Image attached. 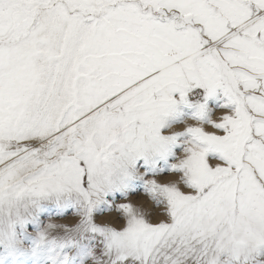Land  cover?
<instances>
[{
  "label": "snow or ice",
  "instance_id": "obj_1",
  "mask_svg": "<svg viewBox=\"0 0 264 264\" xmlns=\"http://www.w3.org/2000/svg\"><path fill=\"white\" fill-rule=\"evenodd\" d=\"M218 89L224 110L205 121ZM193 101L184 151L148 181L158 206L113 199L138 162L169 153L164 118ZM56 114L53 148L70 128L89 142L31 187L9 177L38 145L0 151V264H33L29 233L51 217L44 243L71 205L113 229L92 228L86 264H264V0H0V122L32 137ZM49 251L79 264L67 242Z\"/></svg>",
  "mask_w": 264,
  "mask_h": 264
},
{
  "label": "rangeland",
  "instance_id": "obj_2",
  "mask_svg": "<svg viewBox=\"0 0 264 264\" xmlns=\"http://www.w3.org/2000/svg\"><path fill=\"white\" fill-rule=\"evenodd\" d=\"M26 29L22 30L21 35L24 34ZM13 36H16L14 33ZM19 38V37H17ZM30 45L27 42L20 44V50L27 52ZM33 63H36L34 60ZM46 62H39V69L41 74H44ZM226 103L222 90L217 92L207 99V109L204 116V120L207 121L210 117L217 116L224 110L223 106ZM194 101L190 103H179L176 106V111L164 118L165 127L171 130L172 134L177 136L176 141L170 146L168 154L155 157L152 161L142 160L137 163L133 178L130 180L127 188L124 191H117L110 193L113 199L117 195L121 199L125 197L130 198L134 202H137L145 214H151L156 206H158V199L151 190V186L148 181L153 176H164L170 173L173 165L177 161V157L184 151L186 147V141L191 138L190 133L187 132V128L194 125L197 122L198 108L193 106ZM68 102L62 97L61 108H67ZM60 114H56L52 117L53 123L40 134H34L32 137L27 135H21L19 121H13L9 117H5L0 122V135L6 138L0 137V151H8L12 153H19L21 157L25 155V148L31 149L34 146L38 147V159L25 160L23 163L16 165L14 174L9 177L10 185H18L23 182H28V186H34L39 183L40 178L38 174L43 169L49 166L64 161L66 158H74L79 155V145L87 144L90 137L83 136L76 129H68L64 134L62 142L53 148L56 144L58 137L52 133L55 128V124L58 123ZM57 121V122H56ZM20 129V131H18ZM123 129H114L113 135H120ZM46 133V134H45ZM43 134V136H42ZM8 141V144L4 142ZM22 141V142H21ZM27 144V145H26ZM32 144V145H30ZM37 144V145H36ZM15 145V146H14ZM30 145V146H29ZM7 159V157L5 158ZM6 165L3 160H0V169H3ZM18 168V169H17ZM30 177H36L35 181H29ZM102 215L99 210L94 211L92 214L87 213L86 209L79 205H71L67 208H62L61 211L55 214V218L59 220L57 231L51 234L44 243H38L37 238L45 232V228L48 223L51 222V217L48 221H45L43 225L37 224L34 233H29L32 237L30 246L32 247V261L33 264H51L53 254L49 251L50 241L56 240L57 243L67 242L72 249V258L78 260L79 264H86L94 251H99L95 246V241L92 239V228L95 227L98 231L109 232L113 229L106 223H100L95 221V216ZM66 217V219H65ZM87 240V242L81 245V242ZM67 255V253H64Z\"/></svg>",
  "mask_w": 264,
  "mask_h": 264
},
{
  "label": "bare ground",
  "instance_id": "obj_3",
  "mask_svg": "<svg viewBox=\"0 0 264 264\" xmlns=\"http://www.w3.org/2000/svg\"><path fill=\"white\" fill-rule=\"evenodd\" d=\"M45 66H46V65H45ZM56 122H57V121H56ZM45 134H46V133H45ZM37 135H38V134H37ZM42 136H43V134H42ZM0 137H1V138H3V137L6 138L5 136H1V135H0ZM4 142L8 144V141H7V140H4ZM21 142H22V141H21ZM8 145H9V144H8ZM26 145H27V144H26ZM30 145H32V144H30ZM30 145H29V146H30ZM36 145H37V144H36ZM14 146H15V145H14ZM26 147H27V146H26ZM38 147H39V146H38ZM17 169H18V168H17ZM40 179H41V178H40Z\"/></svg>",
  "mask_w": 264,
  "mask_h": 264
}]
</instances>
